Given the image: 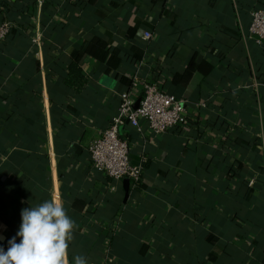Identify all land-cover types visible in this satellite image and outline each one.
<instances>
[{"label":"crops","instance_id":"0c3cea01","mask_svg":"<svg viewBox=\"0 0 264 264\" xmlns=\"http://www.w3.org/2000/svg\"><path fill=\"white\" fill-rule=\"evenodd\" d=\"M253 9L264 0H0L13 26L0 42V246L22 209L57 199L74 222L69 264H264ZM144 83L185 100L186 122L122 126L143 173L114 180L89 147Z\"/></svg>","mask_w":264,"mask_h":264},{"label":"built area","instance_id":"2783aa9c","mask_svg":"<svg viewBox=\"0 0 264 264\" xmlns=\"http://www.w3.org/2000/svg\"><path fill=\"white\" fill-rule=\"evenodd\" d=\"M38 4L41 5L42 2L39 1ZM249 17L248 32L264 46V10L253 9ZM12 27L9 21L0 23V42L8 36ZM143 38H148V34H143ZM140 95L138 106L134 108V98L128 93L120 94L117 114L111 118L100 138L89 147L93 169L114 180L128 177L137 182L143 173V166L130 162V143L119 135L122 126L128 124L141 132L144 123L151 133L161 134L186 122L185 100L175 98L149 83L142 85Z\"/></svg>","mask_w":264,"mask_h":264},{"label":"clouds","instance_id":"9594fccd","mask_svg":"<svg viewBox=\"0 0 264 264\" xmlns=\"http://www.w3.org/2000/svg\"><path fill=\"white\" fill-rule=\"evenodd\" d=\"M73 228L74 222L57 199L22 209L16 236L8 240L7 250L0 246V264H69ZM73 261L87 264L79 255L73 257Z\"/></svg>","mask_w":264,"mask_h":264},{"label":"water","instance_id":"95a60500","mask_svg":"<svg viewBox=\"0 0 264 264\" xmlns=\"http://www.w3.org/2000/svg\"><path fill=\"white\" fill-rule=\"evenodd\" d=\"M138 103H139V101L135 102V104H134V108H137ZM120 130H121V128L119 129V131H120Z\"/></svg>","mask_w":264,"mask_h":264},{"label":"trees","instance_id":"16d2710c","mask_svg":"<svg viewBox=\"0 0 264 264\" xmlns=\"http://www.w3.org/2000/svg\"><path fill=\"white\" fill-rule=\"evenodd\" d=\"M4 21H9V22H11L10 20H3V21H0V23H2V22H4Z\"/></svg>","mask_w":264,"mask_h":264}]
</instances>
